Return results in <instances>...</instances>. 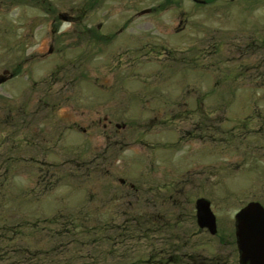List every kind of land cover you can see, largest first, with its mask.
Returning a JSON list of instances; mask_svg holds the SVG:
<instances>
[{
    "label": "rangeland",
    "instance_id": "obj_1",
    "mask_svg": "<svg viewBox=\"0 0 264 264\" xmlns=\"http://www.w3.org/2000/svg\"><path fill=\"white\" fill-rule=\"evenodd\" d=\"M156 5L145 2L142 8ZM174 13L162 15V21ZM255 18L229 14L221 23L210 16L203 30L161 41L168 50L160 49L154 36L139 57L129 51L128 58L113 48L104 60L87 62L83 74L88 79L77 89L79 114L61 116L76 117L88 132L55 137L57 145L15 144L8 126L15 100L30 104L32 113L39 106L25 96L33 90L32 82L0 86V256L8 252L16 264L164 262L175 242L169 238L172 231L168 227L157 234L153 222H138L141 215L152 220L154 214L171 212L189 219L198 197L213 204L220 234L233 236L241 209L252 202L264 206V46L252 47L254 39L264 36V18ZM157 20L156 15L144 16L147 28ZM8 23L0 18V24ZM9 42V34L0 36V75L11 67ZM55 64L38 77L48 75ZM101 85L107 95L96 90ZM105 106L108 114H80L81 109ZM34 116L28 130L54 134H47L46 112ZM106 117L127 125L121 145H106L102 124L88 120L105 123ZM57 132L63 133L59 128ZM47 169L57 175L52 177ZM169 183L176 187V205L167 202L161 211L141 209L138 196L151 198L149 190ZM131 185L139 192H130ZM167 223L173 228L175 222ZM176 223V234L185 232L177 243L183 245L180 256L229 258L228 248H220V237L200 236L194 222ZM230 260L237 264L236 256Z\"/></svg>",
    "mask_w": 264,
    "mask_h": 264
},
{
    "label": "flooded vegetation",
    "instance_id": "obj_2",
    "mask_svg": "<svg viewBox=\"0 0 264 264\" xmlns=\"http://www.w3.org/2000/svg\"><path fill=\"white\" fill-rule=\"evenodd\" d=\"M145 2L158 3V5L144 10L142 7ZM260 8H264V0H0V18L9 19L10 22L8 25L0 24V36L9 34V51L13 56L10 69L0 75V77L6 78V82L0 86L20 80L24 82L22 87H25L27 83L32 82L33 90L25 93V96L39 106L32 113V107H27L30 104L26 103L23 106L15 100L8 113L11 139L15 144L23 142L24 144L29 143V145H57L52 142L56 140L55 137L60 136L63 139L66 134L68 136L76 135V130L87 134V129L76 123V117L74 120L72 117L64 118L61 115L79 114L76 111V100L80 99V96L77 95L78 85L82 80L88 79L83 74V68L87 62L104 60L103 55L109 49L117 48L120 51H125L123 55L128 58L131 54L129 51H134L137 54L136 57H139L145 49V45L151 44L150 41L154 36V40L161 42L165 41L167 37L180 36L198 29L201 31L206 26L207 19L214 15L218 20L221 19V23H224V18L229 17V14L244 18H264V10L262 11ZM169 11L175 12L170 17H166V21L164 20L169 26H162L164 23L162 15L164 16ZM146 15L157 16L158 20L153 27L147 28L149 23L144 21ZM146 33L151 35L145 37ZM167 46V43L161 42L160 49L168 50ZM263 46L264 36L261 40L254 39L252 43L254 49ZM76 50H81L77 58ZM86 50L88 52L83 53ZM71 52H75L73 60H69ZM87 53L90 59L86 61ZM54 62L56 63L55 67L48 75L43 78L42 76L38 77V73L48 71L47 68ZM99 81L100 79L97 77L94 82L97 85ZM13 88L14 90L21 89ZM96 90L107 95L103 92L107 90L105 85H101ZM198 107L203 114L205 107L202 100ZM105 109L108 108L106 106L94 107L88 111L81 109L80 114L87 115V112L91 115L108 114ZM43 112H46L50 117L47 134L51 132L54 133L53 135L41 136L40 132L28 130L32 121L37 119L34 114L39 115ZM53 116L55 119L56 117L59 119L54 120ZM88 120L89 123L98 121L99 125L102 124L106 145H121L126 140L128 127L125 123L116 122L115 117L111 119L106 117L105 123H101L100 118ZM1 124L3 125L2 121H0V126ZM58 128L63 133H58ZM202 132L203 130H201ZM19 137L22 139L20 140ZM198 137L203 138L202 135ZM73 161L76 162V159ZM47 173L52 177L57 175L56 171L50 169H47ZM121 184L125 186L124 181H121ZM130 192L139 191L131 185ZM166 194L170 196L161 199L160 196ZM146 195L151 198L137 197V203L141 209L145 207L161 211L167 206V202H173L176 205V187L172 183L163 188H157L156 192L149 190ZM200 200L207 201L210 205L215 224L213 230L209 229L207 225L200 224L197 205ZM212 205L207 197H198L189 219H183L182 216L175 218L171 212L166 216L161 215L160 212L154 214L152 220L146 214L141 215L138 222H153L157 234H162L163 228L169 227L172 231L169 235L171 241H175L172 248L167 243V246L169 245L172 250L170 258L164 262L159 259L157 264H232L230 259L234 256L237 257V264H241L236 237V222L233 236L225 233L221 235L223 229L221 230L218 224L221 220ZM167 222H175L172 224L173 228ZM176 222H194L200 236L208 234L211 238L220 237L218 240L220 248H228L229 258L219 254L213 258L187 253L180 256L183 245L178 246L177 243L184 240L185 232L176 234L179 224ZM140 228L142 230L143 225H140ZM147 237L148 235H145L143 239ZM182 260L186 263H182Z\"/></svg>",
    "mask_w": 264,
    "mask_h": 264
},
{
    "label": "water",
    "instance_id": "obj_3",
    "mask_svg": "<svg viewBox=\"0 0 264 264\" xmlns=\"http://www.w3.org/2000/svg\"><path fill=\"white\" fill-rule=\"evenodd\" d=\"M5 82L6 78L0 77V85ZM197 205L200 224L213 230L214 216L209 203L200 200ZM235 221L241 264H264V207L258 202L249 203L236 214Z\"/></svg>",
    "mask_w": 264,
    "mask_h": 264
},
{
    "label": "trees",
    "instance_id": "obj_4",
    "mask_svg": "<svg viewBox=\"0 0 264 264\" xmlns=\"http://www.w3.org/2000/svg\"><path fill=\"white\" fill-rule=\"evenodd\" d=\"M17 236H21L20 234L16 233ZM14 239L11 238L9 242H13ZM9 260L11 261V264H16V259L12 258V256L10 255V253L8 254V252L6 254H2V256H0V263H3L4 261Z\"/></svg>",
    "mask_w": 264,
    "mask_h": 264
}]
</instances>
